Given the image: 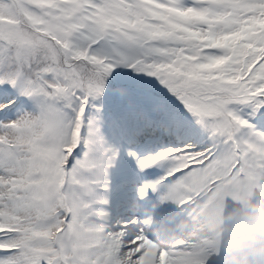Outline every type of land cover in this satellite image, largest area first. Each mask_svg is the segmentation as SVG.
I'll use <instances>...</instances> for the list:
<instances>
[{
	"label": "snow or ice",
	"instance_id": "obj_1",
	"mask_svg": "<svg viewBox=\"0 0 264 264\" xmlns=\"http://www.w3.org/2000/svg\"><path fill=\"white\" fill-rule=\"evenodd\" d=\"M249 199L264 0H0V264H264Z\"/></svg>",
	"mask_w": 264,
	"mask_h": 264
},
{
	"label": "rangeland",
	"instance_id": "obj_2",
	"mask_svg": "<svg viewBox=\"0 0 264 264\" xmlns=\"http://www.w3.org/2000/svg\"><path fill=\"white\" fill-rule=\"evenodd\" d=\"M118 72H121V73H130L131 72V70H127V68H121V69H118L117 70ZM131 75L132 76H136V75H140V74H136V73H131ZM145 82H146V84H148L149 86H151V87H157V88H159V89H162L163 88V86L162 85H160L159 84V82L158 81H155V79L154 78H152V77H146L145 78ZM154 132H155V129L153 130ZM153 136H157V135H153ZM151 142V141H150ZM150 142H149V145L151 146V144H150ZM152 143H155V142H152ZM134 164L133 163H130V162H126V164H125V169H126V178L128 179V178H130V177H134ZM159 171V170H158ZM141 175H142V173H140ZM134 183H136V184H138L137 182H134ZM133 184V183H132ZM132 184H128V187H129V189H131V187H132ZM252 202H256V203H252ZM247 203H248V205H249V207L247 208V209H244V214L246 213V211H248V210H250L251 212L254 210V204L255 205H257L258 203H261L259 200H251V199H249L248 201H247ZM242 208H243V206H241ZM126 208V207H125ZM122 211H126V210H122ZM235 211L236 210H233V212L232 213H229V215H233V214H235Z\"/></svg>",
	"mask_w": 264,
	"mask_h": 264
},
{
	"label": "trees",
	"instance_id": "obj_3",
	"mask_svg": "<svg viewBox=\"0 0 264 264\" xmlns=\"http://www.w3.org/2000/svg\"><path fill=\"white\" fill-rule=\"evenodd\" d=\"M127 70H130V69H127ZM146 91H148L147 95L149 96V98L155 104L159 105L163 109L166 107V103L172 102L171 99L173 98V96L165 88L159 89V88L154 87V88L149 89L147 87ZM172 103L173 105L170 106L169 112L179 113L181 111V108L178 106V102L174 100V102Z\"/></svg>",
	"mask_w": 264,
	"mask_h": 264
},
{
	"label": "clouds",
	"instance_id": "obj_4",
	"mask_svg": "<svg viewBox=\"0 0 264 264\" xmlns=\"http://www.w3.org/2000/svg\"><path fill=\"white\" fill-rule=\"evenodd\" d=\"M249 220L246 222V226L264 231V206L258 203L254 206V210L247 214Z\"/></svg>",
	"mask_w": 264,
	"mask_h": 264
}]
</instances>
